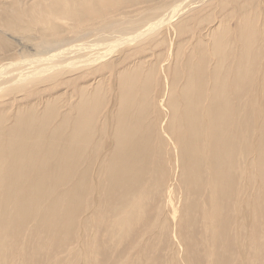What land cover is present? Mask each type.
<instances>
[{
    "label": "bare ground",
    "instance_id": "obj_1",
    "mask_svg": "<svg viewBox=\"0 0 264 264\" xmlns=\"http://www.w3.org/2000/svg\"><path fill=\"white\" fill-rule=\"evenodd\" d=\"M121 1L0 12L7 31H42L32 56L0 54V94L17 90L0 100V264H264V0H222L227 18L186 38L211 1L161 0L48 52L50 31ZM87 56L109 74L37 95Z\"/></svg>",
    "mask_w": 264,
    "mask_h": 264
},
{
    "label": "rangeland",
    "instance_id": "obj_2",
    "mask_svg": "<svg viewBox=\"0 0 264 264\" xmlns=\"http://www.w3.org/2000/svg\"><path fill=\"white\" fill-rule=\"evenodd\" d=\"M160 1L161 0H151L150 2H148V0H134V1L129 0V1H124V2L121 1L120 4H118L116 6L108 5L106 7L107 8L106 10L109 13L106 16H102L101 14L99 16L97 15V17H94V20L93 19L90 20V23H88V25L85 24L86 22H84V23H82L80 25L78 23L76 28H74L72 31H69V30H67V31H50L46 38H47V40L49 42L52 41L51 43H53V44L49 45L50 47L47 50H48V52H50V50L62 49V48H65V46L66 47L69 46L71 44V42H75V41L82 42V41H86V39L87 40L90 39L93 36H97V34H99L101 31L93 30V28H92L93 26L92 25H94V27H96L99 24H106V23H110L111 21H115L116 25L121 26V25H123V22H124L122 20H125V21L127 19L128 20H132L133 18H136V17L141 15L140 12H139V11H141V9H143L144 7L145 8L146 7L149 8L150 6L157 5L158 2H160ZM166 1H168V0H166ZM223 1H225V0H223ZM185 2L187 3L188 0L185 1ZM208 2H210L209 5L205 4L204 5L205 7L203 6L204 8L199 10V15L200 16H198V17L201 18L202 20L199 21L198 24L194 23V25L189 26L188 29L186 30L185 34L181 35V38H183V37L186 38V37L194 34L195 32H198L199 30L202 31L203 30L202 27L207 25L208 22H211V20L213 22H216L218 20H224L225 18H227L226 14H227V12L230 11L229 9H231L230 8L231 4H229L230 7L228 5H226V7H224V9H221L222 0H217V1L216 0H209ZM186 3L183 2V4H186ZM183 4H181V5H183ZM14 5L16 6L15 0H9V1L6 0V1L3 2V5L0 8V12L7 13L8 16L10 14H14ZM6 6H7V8H6ZM193 6H194V4H193ZM227 6H228V8H227ZM200 7L201 6H199V8ZM209 7H211V8H209ZM134 8H136V10ZM188 8H189V6L187 7V9L183 8V14H184V10H188ZM203 11H204V13H201ZM211 11H213V12H211ZM185 13H187V11ZM181 18H183V16H182V14L179 16V11H178L177 12V16L174 18V21L172 20V22L175 23V24H179L180 21H181ZM63 22H65V25H68V24L69 25L70 24L74 25L76 23V21H71V20H64ZM91 23H92V25H90ZM191 24H193V23H191ZM230 25H233V20L230 21ZM5 27L6 26H4V25L0 26V28L2 30L3 29L6 30ZM165 28H166V25H162L160 27L155 28L156 30H154V31L152 30V32H150V33H152V34H150V36H155L156 39L161 38L162 37L161 35H163L162 34L163 31H167V30L169 31L170 30L168 28H166V29ZM170 31H172V30H170ZM4 32L2 33V36L0 37V41H1L0 42V54H3L2 50H4V52L8 54V57L11 58L10 59L11 61L14 60V58H20L21 56H27V57L28 56H32L33 52L36 51V49L38 48V43L42 39L40 37V35H39V33H41L42 31L38 32L35 29H31L30 32H24V33H20L18 31L11 32V31H7V30L4 31ZM79 34H80L82 39H80ZM84 35H87V36H84ZM3 40H4V42H3ZM4 45H6V46L3 49ZM121 47L124 48L123 46H120L119 49ZM126 49H127V46H126ZM130 50L131 49L125 50V51H123V53H126V51H127V54H128L131 51H133V49L131 51ZM115 56H116V58H114ZM106 58H107V60L108 59L117 60V61L120 60L119 59V54L117 53V51H115L113 53H110ZM87 60H88L87 61V65H86V63H83L78 68H75V67L73 68V66L72 67L63 66L64 67L63 68L61 66L59 70L58 69H56V71L54 70L52 72L53 74H52V78L50 79V81H54L55 80L54 83H55L56 86H54V85L52 86L51 85V86H49V88L48 87L46 88L47 90L41 88L42 91L40 90L37 93V95L38 94L39 95L42 94L44 96H49V95H52L54 93H56V94H58V92L61 93V91H63V93H61V98L65 100L66 98H68V93L71 91L72 87L77 82H79V80L77 79L78 76H81V75H85L86 76V74H87L88 79H89L90 75H91V78L93 76L96 77V78H99V77H103V76L106 77L109 74L110 71L107 69L108 65L105 64L106 63L105 59H104V61L103 60L102 61H98L94 57H90V58L88 57ZM93 62H94L95 65H97V64L98 65L97 66L91 65V64H93ZM89 67H90V69H88ZM103 67L106 68L107 70L105 71ZM65 68L66 69L68 68V69L66 70ZM77 70H78V72H77ZM80 70L81 71L83 70V71L81 72ZM60 71H62V72H60ZM75 73H76V75H75ZM99 73H100V75H99ZM77 74H78V76H77ZM57 75H59L60 77L57 76ZM66 78H68V79H66ZM70 79H71V82H69ZM33 81H31V82L29 81L30 83L29 82H25V84H23L20 87L21 90L19 88L18 90H20V91L16 92L15 94L16 95L19 94L18 97L22 98V97L28 95V93H30V92L32 94L37 92L39 87H37V85L35 83H33ZM61 82H63V83L64 82H68V83H66V85H68V86H65L64 84H61ZM50 84H52V83H50ZM5 88L3 89V91L0 94V95L3 94V96L0 97V100L2 99V101L5 100L3 102H8L10 99H12V97L14 96V92L17 91V90H14V88H12L10 90H9V88H7V89H5ZM27 90H28V92H27ZM32 94H31V96H32ZM20 95H22V96H20ZM9 97H10V99H9ZM36 98H38V96H36ZM32 100H34V98H32ZM13 107L14 106H12V107L9 106L8 108L10 110H12Z\"/></svg>",
    "mask_w": 264,
    "mask_h": 264
}]
</instances>
